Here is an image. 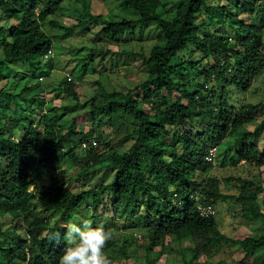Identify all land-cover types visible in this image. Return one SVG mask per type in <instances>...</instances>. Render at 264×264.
I'll list each match as a JSON object with an SVG mask.
<instances>
[{
    "label": "trees",
    "instance_id": "1",
    "mask_svg": "<svg viewBox=\"0 0 264 264\" xmlns=\"http://www.w3.org/2000/svg\"><path fill=\"white\" fill-rule=\"evenodd\" d=\"M63 1L0 0L1 74L14 61L41 68L54 40L80 25L98 26L84 67L111 53L109 45H118L125 32H132L133 40L139 24H155L159 38L148 54L125 51L139 55L147 72L135 86L106 90L100 85L85 99L73 82L56 88V97L65 92L73 101L64 104L62 115L49 110L34 118L31 110L43 91L40 80L37 86L26 80L16 89L3 74L7 82L0 88V218H10L11 224L0 222V259L4 264H58L66 233L61 222L71 221L74 211L87 205L94 212L89 218L93 226L109 210L115 215L124 211L127 220H135L147 242L143 261L133 264H158L165 252L183 264H209L201 256L219 252L224 242L242 250L238 264H264V229L233 238L220 230L216 213L205 218L198 210L199 203L215 207L218 200H231L246 218L264 220L262 174L225 178L239 190L226 194L222 181L209 173L217 158L224 157L227 139L233 163L243 160L264 172L263 103L230 102L227 95L230 88L247 91L264 73V0H121L138 14L121 20L94 13L93 0H74L80 14L71 26L57 19ZM245 13L250 16L245 18ZM189 69L196 77L187 75ZM82 115L91 124L88 131L79 125ZM115 119L132 125L122 139L130 141L125 149L112 147L100 134L94 137L98 128L113 125ZM249 124H255L254 129ZM100 144L106 151L98 152ZM212 147L217 156L209 161ZM104 158L107 163H102ZM60 162L67 167L54 169ZM101 166L113 171L110 181L74 189V181ZM72 168L76 173L69 172ZM17 221L26 225L28 237L19 233ZM114 244L110 240L105 246L111 264L122 258L132 264L130 242L124 240L120 253Z\"/></svg>",
    "mask_w": 264,
    "mask_h": 264
},
{
    "label": "rangeland",
    "instance_id": "2",
    "mask_svg": "<svg viewBox=\"0 0 264 264\" xmlns=\"http://www.w3.org/2000/svg\"><path fill=\"white\" fill-rule=\"evenodd\" d=\"M236 2V0H231ZM63 11L58 12V21L60 20L65 25L71 26L76 23L79 18V11L74 0H64ZM92 10L94 13H102L104 15H110L116 20L121 19H134L137 18V13L132 7L124 5L121 0H93ZM219 15V14H218ZM221 15V14H220ZM225 16V14L223 15ZM245 18L250 15L248 13L243 14ZM146 25V26H145ZM147 26H152L147 28ZM155 24H139L134 30V39L131 40L130 36H133L132 32H125L122 34L124 40H121L118 45H109L112 52L108 53L103 57L97 56L94 64H89L84 67V59L86 58L88 51L96 38V31L98 26L91 25L89 27H84L82 25L76 27L71 34H63L59 39L54 40L52 43V53L51 55L42 60V67L34 70L32 69L26 61H14L11 64L5 66L0 72V88H2L7 82V75L10 83L16 86V89L22 88L25 81L28 80L30 85L37 86L40 83L43 87V91L38 95L37 100H35L34 107L31 112H34V118L41 115L42 113L49 111L50 113L62 115L64 114V104H72L73 101L70 96H67L65 92L61 93L60 96L56 97V88L64 87L69 83L76 86V90L80 98L85 99L86 97L93 94L94 91L99 90L100 85H104L106 90H112L113 88L121 89L125 85L135 86V84L142 82L147 77V72L142 66V61L139 55L133 53H144L148 54L150 48L157 42L159 38V30L154 27ZM49 33H61L60 29L50 30L46 28ZM60 30V31H59ZM145 35L141 38V36ZM63 33V32H62ZM141 38V39H140ZM103 44V42H101ZM100 44V45H102ZM125 51H133L132 54ZM114 52V53H113ZM113 53V54H112ZM1 57V50H0ZM50 58V60H49ZM52 65L50 66V63ZM207 64L204 63V68ZM14 68V69H13ZM22 73H17V70ZM25 73H29L25 75ZM4 74V75H3ZM187 75L194 78L197 73L189 69ZM23 77V78H22ZM40 78V79H39ZM22 79V80H21ZM71 80V81H70ZM203 80V79H202ZM201 80V81H202ZM213 83V82H212ZM211 83V85H212ZM32 92V91H31ZM229 101L236 100L237 102L245 103H263V113L264 115V73L260 75L256 81L251 85L247 91L238 90L235 88H230L228 91ZM234 97V98H233ZM64 99V100H63ZM25 103V102H24ZM89 106V103H88ZM23 107H27L26 103ZM5 120V119H4ZM3 120V121H4ZM261 120V118H259ZM80 127L84 131H88L91 124L84 119V116L78 118ZM113 125H103L102 128H98L94 137L102 136L101 140L109 141L112 147L117 149H125L130 145V141L122 143L124 134L126 133V128H131L132 125L130 121H125L122 125L115 119ZM255 124H249V129H254ZM171 128V127H169ZM173 133H177L174 128H171ZM17 138L20 139L21 135L18 134ZM264 141V140H263ZM232 142L227 139L223 143V150L221 154L224 157L217 158L216 163L213 164L209 173L212 176L218 177L222 181V191L226 194H238V186L227 182L225 178L230 176H242L244 178H256L260 173L261 179L264 180L263 168H257L255 166H250L243 160H238L233 163L232 159L235 154L231 153L229 147ZM1 149V148H0ZM104 144H100L98 147V152L102 153L106 151ZM9 155H13L14 151L9 148ZM81 154H84L83 150ZM110 150H107L105 158H108ZM8 155V156H9ZM103 159L102 163H107V159ZM224 161V162H222ZM65 163H55L53 168H66ZM146 174L150 180L153 178L150 172L145 167ZM69 172L76 173V169L72 168ZM113 176V171L110 169L99 167L97 170L92 171L85 177H81L74 181V189H88L91 187H97L102 183H106L111 180ZM33 187V186H32ZM264 195V192L262 193ZM262 196V195H261ZM94 199L90 201L88 205L93 203ZM216 207V219L218 221V226L220 230L233 238L244 237L249 234H256L264 229V220L260 222L246 218L239 205L234 201L218 200L215 203ZM104 207L102 206L100 212H104ZM264 210V207H263ZM94 215L91 206H84L74 211V216L71 221L67 223L61 222V224L66 227L70 223H79L81 220L87 219ZM126 212L121 211L119 214H113L112 210L105 213L103 218L98 217L96 225H102L106 230L112 233V239L114 240V251H122V245L124 240H128V250L131 255L130 263H136L141 256L145 253V244L147 240L144 238L145 234L139 231L135 227V220H127ZM19 221V220H18ZM17 221L19 233L26 235V225L22 222V225ZM0 222L6 225L11 224L10 218H0ZM94 225V226H96ZM158 251H162L160 247L156 248ZM159 253V252H158ZM157 256V255H155ZM244 256L242 250L236 245L224 242L220 246V251H213L211 255L203 254L200 258L201 261H205L209 264H238V261ZM143 260L140 259V262ZM183 264L180 259H175L173 254H168L165 252L158 264ZM127 259H119L115 261L114 264H126ZM0 264H4V261L0 259Z\"/></svg>",
    "mask_w": 264,
    "mask_h": 264
},
{
    "label": "clouds",
    "instance_id": "3",
    "mask_svg": "<svg viewBox=\"0 0 264 264\" xmlns=\"http://www.w3.org/2000/svg\"><path fill=\"white\" fill-rule=\"evenodd\" d=\"M57 239L60 235L57 234ZM112 239V233L102 225L93 226L90 220L66 226L63 235L64 248L58 264H111L105 254V246Z\"/></svg>",
    "mask_w": 264,
    "mask_h": 264
},
{
    "label": "built area",
    "instance_id": "4",
    "mask_svg": "<svg viewBox=\"0 0 264 264\" xmlns=\"http://www.w3.org/2000/svg\"><path fill=\"white\" fill-rule=\"evenodd\" d=\"M50 53H52V49L48 50L47 55H49ZM231 70H232L231 68L228 69L229 72ZM214 77H215V74H212V78H214ZM92 143H93V145L97 144L96 141H92ZM83 147H88V144L84 143ZM216 156H217V148L216 147H212L210 149V153H209L207 159L209 161H213L214 159H216ZM198 210H199L200 215L205 217V218H209L210 216H212V215H214L216 213V208L212 204L199 203L198 204Z\"/></svg>",
    "mask_w": 264,
    "mask_h": 264
}]
</instances>
